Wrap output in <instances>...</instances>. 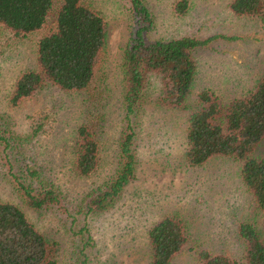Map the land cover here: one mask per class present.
<instances>
[{
    "label": "rangeland",
    "instance_id": "rangeland-1",
    "mask_svg": "<svg viewBox=\"0 0 264 264\" xmlns=\"http://www.w3.org/2000/svg\"><path fill=\"white\" fill-rule=\"evenodd\" d=\"M103 17L107 37L95 72L82 90L46 84L16 105L8 98L23 71L35 65L36 43L46 27L15 36L0 27V200L20 207L26 218L54 242L56 264H147V230L162 217L178 218L186 242L171 264H201L206 251L240 260L241 222H250L264 240L263 217L239 177L240 162L214 156L189 166L183 158L187 117L196 94L213 92L222 105L244 95L264 74V13L237 16L231 0H144L152 17L151 39L216 38L194 51L196 72L184 108L159 106L160 78L149 77L147 100L135 121L133 179L106 212H77L82 196L108 178L115 167L123 126L120 89L121 49L131 29L127 0H84ZM86 124L97 142V163L87 176L74 169L76 129ZM264 157V141L252 152ZM36 169L62 194L61 206L34 211L24 206L10 176L22 180Z\"/></svg>",
    "mask_w": 264,
    "mask_h": 264
},
{
    "label": "trees",
    "instance_id": "trees-1",
    "mask_svg": "<svg viewBox=\"0 0 264 264\" xmlns=\"http://www.w3.org/2000/svg\"><path fill=\"white\" fill-rule=\"evenodd\" d=\"M131 29L121 49L120 89L123 126L117 139L112 174L82 196L77 212L96 215L106 212L133 179L136 165L135 121L147 100L149 77L160 78L156 103L164 108H184L196 72L194 51L216 36L198 39L181 36L151 39L152 17L144 0H127ZM237 16H262L264 0H231ZM187 0H178L174 12L182 16ZM0 27L24 36L46 27L36 43L35 65L16 78L9 105H16L33 91L50 84L65 91L82 90L95 72L105 46L106 25L101 14L84 0H0ZM197 108L190 112L185 128L183 158L197 166L214 156L240 162L239 177L252 197L264 226V157L252 152L264 141V74L252 89L226 105L209 90L196 94ZM74 169L89 175L97 163V142L86 124L76 129ZM0 140L1 137H0ZM26 178L10 176L12 188L28 209L43 211L60 207L61 192L41 178L36 169H26ZM237 233L242 244L240 260L200 251L201 264H264V240L250 222H241ZM147 264H171L186 236L181 221L162 217L147 230ZM0 264H56L54 242L48 241L19 206L0 200Z\"/></svg>",
    "mask_w": 264,
    "mask_h": 264
}]
</instances>
